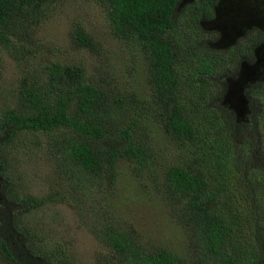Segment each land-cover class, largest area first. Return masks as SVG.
<instances>
[{
  "label": "trees",
  "instance_id": "16d2710c",
  "mask_svg": "<svg viewBox=\"0 0 264 264\" xmlns=\"http://www.w3.org/2000/svg\"><path fill=\"white\" fill-rule=\"evenodd\" d=\"M56 1L0 0V51L19 72L14 98L0 106L2 262L79 264L66 244L46 240L27 220L74 199L91 213L88 228L115 264H264V72L244 87L246 120L224 104L229 80L256 61L264 28L246 26L219 47L220 31L205 23L222 0H88L101 8L115 38L143 53L149 93L139 94L116 88L82 62L49 55L40 32ZM69 40L103 52L80 22ZM155 123L181 154L161 179ZM24 149L44 152L67 192L33 194L16 172L15 153ZM121 161L160 184L168 218L186 233L182 252L146 241L105 201ZM233 168L242 172L247 212L229 181Z\"/></svg>",
  "mask_w": 264,
  "mask_h": 264
},
{
  "label": "rangeland",
  "instance_id": "374dc122",
  "mask_svg": "<svg viewBox=\"0 0 264 264\" xmlns=\"http://www.w3.org/2000/svg\"><path fill=\"white\" fill-rule=\"evenodd\" d=\"M76 22L84 25L99 40L103 51L101 55H94L70 43L69 32ZM250 25L264 28V0H222L216 18L205 23V26L220 31L221 37L216 43L219 47L233 42L241 34L242 28ZM40 38L48 46L52 58L66 62H82L87 65L90 73L98 71L122 91L149 93L148 69L143 53L111 34L103 11L95 3L88 0H57L41 28ZM263 72L264 44L257 50L256 61L245 64L241 71L229 80L224 104L235 111L239 120H246L248 114L243 96L244 87L261 78ZM18 74L13 58L0 51V106L14 98ZM152 128L153 148L160 169L158 176L161 179L162 169L178 161L181 154L158 124ZM33 138L34 136L30 135L26 142ZM242 142L243 139L236 140L238 146ZM245 148L241 146L240 150L244 151ZM15 154L16 172L26 181L25 185L33 194L48 196L53 191L67 192L66 182L46 160L44 152L24 149L16 151ZM239 156L240 159L243 157L241 152ZM229 181L236 199L247 212L249 202L243 196L244 181L241 170L233 168L229 173ZM159 186L160 184L154 182L150 176L138 177L129 161H121L118 180L108 190L105 201L117 215L134 225L146 241L182 252L187 246L186 233L178 223L168 218L158 191ZM90 215L86 207L71 199L67 203H54L30 214L27 220L37 229H43L42 235L46 240L55 236L66 244L69 247L68 252L75 256L79 264H115L103 245L90 232ZM244 229L247 235L249 227L245 225ZM0 264H4L1 258Z\"/></svg>",
  "mask_w": 264,
  "mask_h": 264
}]
</instances>
